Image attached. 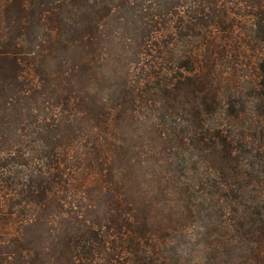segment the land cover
I'll list each match as a JSON object with an SVG mask.
<instances>
[{"label":"trees","instance_id":"obj_1","mask_svg":"<svg viewBox=\"0 0 264 264\" xmlns=\"http://www.w3.org/2000/svg\"><path fill=\"white\" fill-rule=\"evenodd\" d=\"M0 264H264V0H0Z\"/></svg>","mask_w":264,"mask_h":264}]
</instances>
